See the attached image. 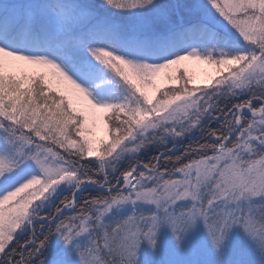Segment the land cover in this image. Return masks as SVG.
Here are the masks:
<instances>
[{"label":"snow or ice","instance_id":"1","mask_svg":"<svg viewBox=\"0 0 264 264\" xmlns=\"http://www.w3.org/2000/svg\"><path fill=\"white\" fill-rule=\"evenodd\" d=\"M198 221L264 247V0H0V264H136Z\"/></svg>","mask_w":264,"mask_h":264},{"label":"rangeland","instance_id":"2","mask_svg":"<svg viewBox=\"0 0 264 264\" xmlns=\"http://www.w3.org/2000/svg\"><path fill=\"white\" fill-rule=\"evenodd\" d=\"M103 134V125H100L95 139H102ZM48 247L51 251L47 260L44 259L45 264H55L58 255L64 257L65 264H80L78 253L73 250L69 255L72 246L66 245L62 239L53 237ZM136 264H264V247L254 243L239 227L231 229L223 245L217 249L212 245L203 222L198 221L181 241H177L169 226L162 225L155 248L147 241L141 243Z\"/></svg>","mask_w":264,"mask_h":264},{"label":"trees","instance_id":"3","mask_svg":"<svg viewBox=\"0 0 264 264\" xmlns=\"http://www.w3.org/2000/svg\"><path fill=\"white\" fill-rule=\"evenodd\" d=\"M177 69H179V72H185L186 71L187 76H190L195 81L196 84H202L204 81H206L208 79V77L211 74H214V72H215L214 69H210L207 65H206V67H204V65L199 63L198 61L189 60V61L183 62L181 65L174 66L172 69L167 70V73L165 75H167V74H178ZM159 83L164 85V88H163L164 91H168L171 88H179L180 87L179 81H177L175 84H168L166 79L164 78V76L161 77ZM103 137H104V134H103ZM156 152H157V150L155 148H151L147 152L142 154V159H150L152 155L156 154ZM176 154L179 155L180 153L177 152ZM124 166L126 167V165H124ZM167 167L170 168L171 165H168ZM161 170L162 171L164 170L163 167ZM176 178H178V177H176ZM89 194H91V193H85V195H89ZM50 251L51 250L48 247L45 250L43 259H45L46 257L49 256ZM46 260H47V258H46ZM45 261H44V264H45Z\"/></svg>","mask_w":264,"mask_h":264}]
</instances>
